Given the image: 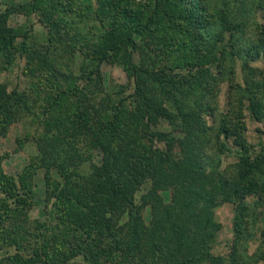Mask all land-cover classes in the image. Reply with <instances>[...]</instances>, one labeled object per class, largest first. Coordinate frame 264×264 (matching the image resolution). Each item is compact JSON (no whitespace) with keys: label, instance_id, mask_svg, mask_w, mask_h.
I'll return each instance as SVG.
<instances>
[{"label":"trees","instance_id":"trees-1","mask_svg":"<svg viewBox=\"0 0 264 264\" xmlns=\"http://www.w3.org/2000/svg\"><path fill=\"white\" fill-rule=\"evenodd\" d=\"M37 1L25 3L30 13L39 9L34 4ZM74 1L69 0L71 3ZM81 1L79 15L87 16L88 21L100 23V29L92 32L91 39L86 35L88 43L85 49L81 45L77 48V44L85 38L75 32L77 43L68 46L70 52L81 53L87 64L83 73L78 75L84 80L83 84L76 85L74 79L78 80V77L74 76V79L69 78L64 88L57 83L47 88L34 86L37 99L45 95L43 104L46 106L37 116L38 123L45 126L46 132H51L54 126L57 135H64L68 139V145H62L54 154L63 183L53 181L47 184V192L51 190L52 193L49 197L54 199L53 202L49 201V205L46 203L47 216L55 220V230L63 228L58 235L52 236L59 243L56 247H48L40 245L38 240L32 247L27 237L22 242L16 238L20 233L18 225L14 229H7L6 222L19 219L21 210L30 207L31 194L29 198L25 197L24 192L29 191V188L22 179L7 177L0 169V180H3L0 181V249L5 251L0 264H102L125 250L129 253L128 264H196L205 259L222 264L220 257L214 258L211 248L191 249L183 245L184 237L192 235L196 228L204 226L205 229L206 225L211 224L210 209L214 204L210 192L204 191L206 187L203 186L209 185L202 177L204 166L201 159L190 162V168L194 171L189 173L190 179L186 180V163L171 162L169 152L174 150L173 142L165 139L164 148L154 146L153 150L152 147H141L135 142L132 149L127 150L125 139L127 135L130 137L132 123L139 115L121 112L123 107L117 109L112 99H109L107 109L106 104L99 107L102 101L93 103L85 100V90L95 82L101 83L103 64L121 65L129 77V84L134 82L138 94H144L140 83L145 78L155 79L161 90L168 87L165 95L168 101L171 99V106L180 116L152 104L144 94L139 96L138 106L145 105L147 109L145 113L139 110L145 126H157L158 119L162 118L169 126H173V130L187 128V138H190L188 131L191 129L198 130L200 134L205 132V137L207 128L204 127L208 125L206 119L213 120L218 151L223 153L232 145V150L236 147L234 154L238 155L239 175L232 171L227 193L233 192L245 199L264 189V185L262 188L255 186L254 181V175L264 168V144L258 143L259 152L251 157L252 146L245 142L244 137V133L248 132L247 119L264 126V24H259L251 40L245 41L241 37L248 31L246 20L233 21L226 15L215 13L213 22L211 19L214 16H210L205 0H150V6L143 5L135 10L128 8L124 0ZM58 5H61V1L54 0L52 5L43 7V16L47 21L50 11L57 9ZM262 5L263 0H259L258 6ZM3 15L0 14V55L11 64L18 46L17 39H22V48L26 51L28 33L17 34L4 30ZM216 24L221 26L220 37L216 36L215 42L211 43L208 34L213 27L217 28ZM46 27L48 43L53 45L56 35L52 31L56 26L47 22ZM137 38L153 52L155 61L150 66H138L132 58L131 54L138 48ZM222 69L229 74L227 85L222 83L226 94L224 109L221 113L213 108L208 111L206 107L198 110L196 107H199L198 103L204 97L206 102L210 97L214 101L217 96L220 88L216 80L222 79ZM209 72H218L216 80H208ZM235 76L239 81L235 82ZM46 83L50 84L49 80ZM187 95L198 98L193 108L191 105L185 106L184 101L178 99V96H186L188 100ZM12 99L19 105L18 108L27 110L28 99L25 94L17 89L4 94L0 98V133L7 130ZM31 101L36 106L39 100ZM120 105L123 106V103ZM69 111L71 121L64 126L60 117H66ZM218 117L217 124L215 121ZM257 132L264 135V127L262 131L257 129ZM83 135L90 145L104 153L99 164L91 165L89 174L79 172L80 165L91 159L89 144L86 142L83 149L78 141L71 144ZM177 145L184 152L183 143L178 141ZM192 146L196 147L194 143ZM2 159L0 153V162ZM231 160L234 161L235 157ZM166 165H171V177L162 175V168ZM226 168L221 167L218 161L207 181L210 180L214 187H222ZM46 172L45 179L48 181L49 169ZM142 187L145 193H142ZM162 190L171 192L170 206L162 203L158 195ZM146 206L155 212L158 211L157 207L164 211L162 214L153 213L151 222L145 223L143 210ZM123 217L126 222L121 224ZM52 220L48 223L51 224ZM233 229L241 236L237 225ZM27 232L24 231V237ZM10 236H15V239ZM57 236L59 240L54 238ZM172 241L174 247L170 246ZM200 245L207 246L206 243ZM234 248L229 254L232 261H235ZM168 253L171 255L168 256ZM153 259H157L158 263Z\"/></svg>","mask_w":264,"mask_h":264},{"label":"rangeland","instance_id":"rangeland-1","mask_svg":"<svg viewBox=\"0 0 264 264\" xmlns=\"http://www.w3.org/2000/svg\"><path fill=\"white\" fill-rule=\"evenodd\" d=\"M58 1H61V5H58L57 9L50 11L49 21H47L43 16V7L52 5L54 0H38L34 4L39 9L37 12L32 13L29 12L30 9L25 3H33V0H0V14H4L2 16L3 29L13 31L17 34L28 33L25 41L26 51H23L22 39H17L18 46L15 51V56L11 58L14 59L11 64H8L6 57L0 55V98L4 94H9L12 90L17 89L20 93L25 94L26 99H28L27 110L18 108L19 105L14 103L13 99L10 102L12 111H8V127L4 133H0V153L3 156L0 162V169L7 177L22 179V182L29 188V191L24 192L25 197L28 196L29 198V194H31L30 207L21 210L19 213L21 217L19 219H14L12 222L8 221L5 224H7V229L10 227L14 229L18 225L20 233L18 236L16 234L14 235L21 242L27 237L26 239H29L32 247H35L34 242H38V240L40 245L42 244L48 247H56L59 243L55 242L52 236L58 235L63 228L58 226L60 229L55 230L53 228L56 224L55 220L49 219L47 216L48 209L46 208V203L49 205L54 200L52 197H49V194L52 195V193H50L51 190L47 192V184L53 181L63 183V177L59 172V167L55 165L56 159L54 158V154L62 145H68L67 137L57 135L54 126H52L51 132H46L45 126L38 123L37 116L46 106L43 104L45 95L44 97L40 95L37 99L35 96L36 88L34 89V86L42 85L44 88H47L52 83H57L64 88L67 81L70 80L69 78L72 77L74 79V76L78 77V80L74 79L76 85L83 84L82 81L84 80L79 78L80 76L78 75L83 73L87 68V64L81 53L70 52L68 46L69 44L77 43V38L74 36L75 32L76 35L80 34L85 38L84 41L77 44V48H80L81 45L85 49V44L88 43L87 36L91 39L90 35L92 32L100 29L99 22L94 23L88 21L86 20L88 18L87 16L79 15L78 11H80L83 1L75 0L73 3L69 2V0ZM205 1L207 2L210 16H214L211 19L213 22L215 21L216 14L219 16L226 15L229 20L233 21L245 19L248 31L246 35L241 37L245 38V41L251 40L259 24H264V0L262 7L258 6L259 0ZM124 2L128 8L133 10L139 9L143 5L150 6L151 4L150 0H124ZM13 6H16V8L14 9ZM103 16L102 14L101 18ZM47 22L56 26L52 31L56 35L53 45H50L47 40ZM65 24H67L65 26L66 28L63 27ZM216 26L217 28L213 27L212 32L208 34L211 43L215 42L216 36L217 38L220 37L221 26L218 24ZM153 36H155V32H153ZM137 43L138 48L131 54L132 58L138 66L141 64L148 66L155 61L153 52L145 48L140 38H137ZM236 69L238 71V66ZM221 72H223V77L220 80L219 78L216 80L218 72L208 73V80H216L218 88L220 89L214 101L213 97H210L205 102L204 97V100L198 103L199 107H196L198 110L200 107L203 109L206 107L208 111L213 108L221 113V110L224 109L226 104L224 85H227L226 80L229 74L224 69ZM101 77V83L95 82L85 90L86 95L84 98L93 103L102 101L99 107L106 104V109L108 108L107 103L109 99H112L117 109L123 107L121 112H130L139 115L135 123H132L133 131L130 137L127 135L125 139L124 143L126 144L127 150H131L135 142L137 145H141V147H152V150L154 146L164 148L165 139L168 142H173L174 150L173 152H169L171 162L178 163L182 161V164L186 163L187 169L184 173L186 180L190 179L189 173L194 171L193 168H190L192 166L190 162L197 158H200L203 162L202 165L204 168L202 170L204 175L202 174V177L204 182L210 186H203L206 187V190L203 189L205 192H210L214 204L210 209L211 224L206 225L205 229L204 226L196 228L192 235L184 237L183 245L191 249L211 248L210 250L214 258L220 257L222 264H264V189L258 191V195L252 193V195L247 196L245 199L239 198L233 192L227 193L229 192L228 187L231 181L229 177L232 171L235 175H239L238 155L234 154L236 147L232 150V145H229L228 149H225L223 153L218 151V143L215 137L216 132L212 128L213 120L206 119L208 125L204 127V129L207 128L205 137V132L204 134H200L198 130L191 129L188 131L190 138H187L185 133L187 128L173 130V126H169L168 122L162 118L158 119L157 126H145V121L142 119L139 110L145 113L147 109L145 105L138 106L140 102L139 96H143L144 94L145 97L151 100L152 104L162 106L170 113L180 116L178 111L171 106V99L168 101L165 95L167 94L166 90H168V87L161 90L155 79L145 78L140 83V88L144 94H138L136 86L133 84L134 82L129 84V77L125 69L118 64H103L101 66ZM234 79L235 82L239 81L237 76ZM44 80L46 82L49 80L50 84ZM223 82H225L224 85L222 84ZM91 89L93 91H89ZM172 94H175V92ZM187 98L188 100L186 96L184 98L178 96L181 102L184 101L185 106L191 105L193 108L198 98H195L193 95H187ZM31 100L39 101L34 106ZM120 103H123V106ZM214 107H217V109ZM217 116H219L218 113ZM60 119L64 122V126L68 125V121H71L70 111L66 117H60ZM219 119L220 117L216 118L215 122L217 124ZM39 120L42 121V117L39 116ZM247 126L248 132L247 134L244 133L245 142L252 146L250 155L251 157H255L260 149L258 143L264 144V135L260 132L258 133L257 129L262 131L264 126L261 123H255L249 119H247ZM48 128L51 130L50 125ZM261 137L263 138V142H261ZM77 141L82 149L86 145V142L89 144V149L92 153L91 159L90 161H84L79 167L80 173L89 174L92 171L91 165L99 164L104 157V153L101 149H95L94 145H90L84 135L73 140L71 144H75ZM178 141L183 143L184 152L177 145ZM192 143L196 147H193ZM223 154L233 156L225 157ZM234 157L235 160L232 161L231 159ZM218 161H220L221 167H227V172L224 178L222 177L224 179V185L222 187L217 185L214 187L211 185L210 180L207 181L213 168L218 164ZM47 169H49L48 177L50 178L48 181L45 179ZM162 169L163 173H161L164 176L169 175L172 171L170 170L171 165H166ZM169 177L171 176L169 175ZM172 177L175 178L173 174ZM0 181L3 182V180ZM254 181L255 186L262 188L264 185V168L254 175ZM143 187L141 191L145 193L146 191ZM140 195L141 192L138 198ZM158 195L165 206L172 204L170 191L162 190ZM157 208L158 211L155 212L150 206L145 207L143 210L145 223L151 222L153 213H163L164 210L162 208ZM22 219H25V222H22ZM49 220H52L51 224L48 223ZM125 222L124 217L121 218L120 223L124 224ZM234 225H237L239 231L241 230V236L233 229ZM25 230L28 232L24 237ZM210 234L214 235L209 237ZM15 236H10V238L15 239ZM54 238L57 240L60 239L58 236ZM198 241H200V244L206 243L207 246L197 244ZM175 243L177 244L176 240ZM175 243L172 241L170 246L174 247ZM234 243L235 246H233ZM66 247L69 250V245ZM231 247L232 249L235 247V261L229 258V254L232 252ZM122 252L117 254L115 258H112V260L103 261L102 264H128V250H125L124 253ZM4 255L5 251L0 249V259ZM170 255L171 253H168V256ZM152 261L158 263L157 259H153ZM196 264H216V262L214 260L206 261L205 259Z\"/></svg>","mask_w":264,"mask_h":264}]
</instances>
